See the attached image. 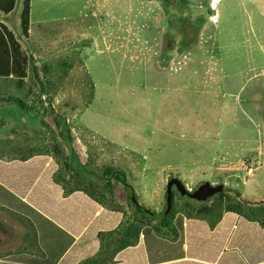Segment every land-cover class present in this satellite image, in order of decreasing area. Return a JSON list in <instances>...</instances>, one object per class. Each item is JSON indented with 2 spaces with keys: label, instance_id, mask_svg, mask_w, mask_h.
Masks as SVG:
<instances>
[{
  "label": "rangeland",
  "instance_id": "rangeland-1",
  "mask_svg": "<svg viewBox=\"0 0 264 264\" xmlns=\"http://www.w3.org/2000/svg\"><path fill=\"white\" fill-rule=\"evenodd\" d=\"M21 1L18 0L8 21V28L17 37L20 34L18 14L21 10ZM53 1L30 0L29 37L28 39L19 37L30 61L27 78L20 81L15 79V76L9 78L0 76V197L2 198L0 212L11 215L13 211L19 209L18 204L24 200V207L16 213L17 221L18 218L27 216L30 221L36 222L35 229L37 227L40 230L48 229L54 239H58V234L52 224L58 221L60 228L70 230L72 228H67L66 224L70 219L81 226L83 222L78 218L87 216L85 220L87 225L77 229L78 233L82 232L79 237L69 233L62 239L66 241L63 250L67 254L65 263L68 264H103L97 258V252H104V256L115 260L108 264H167L169 262L167 249L159 250L153 246V238L143 235L144 231L149 235L148 232L152 234L153 230L159 232V238L154 237V239L160 241L176 240L180 243L184 240L188 254L185 253L180 261H177L178 258L173 259L170 264H188L183 262L234 264L236 260L241 264L240 252H245V247L249 245L246 241L255 237L254 232L245 231L247 235L243 236L237 220L232 218L228 225L230 219L223 217V214L228 212L230 216H234L233 213L236 212L250 215L259 211L264 215V169L255 173L252 170V175L249 174L247 180L244 178L246 170L240 171L245 164H250L249 167L259 166L261 164L259 158L246 161L244 156L238 164L225 166L204 164L203 160L197 158L204 155L206 150H208L206 153H210V157L215 159L216 143L209 144L212 141H209L207 134L213 136V133L208 121L204 120L200 123L202 132L198 136L197 143L191 144L184 140L183 144H179L177 142L180 141H167L169 132L174 131L169 129L167 123L170 120L174 121L176 116L168 117V110L162 107L160 102L145 99L148 104L162 113L156 117L155 112L138 115L135 110L124 107L129 102L143 99L146 93L164 100L167 92L173 89L179 90L180 87L157 79L154 81L158 86L147 85V90L139 91V85L129 91L122 88L123 81L135 66L128 60V43V49L135 62L137 55L147 54L159 43L163 32H160L158 38L159 34L155 31L164 29L166 35L162 45L161 60L170 59L171 62L172 57L176 59L179 53L195 45L192 41L196 40L197 35H204L206 31L211 30L212 34L208 36L214 37L216 29L212 21L215 18L212 17L215 15L216 28L236 26L233 19L227 21L230 24L222 22L223 19L219 14L222 0H153L163 15L160 19L161 23L155 26L148 14L151 7L145 6L139 22L133 24L131 30L129 26L127 27L130 37L123 55L117 58L107 57L119 63L117 68L111 69V74L116 72V83L112 89L114 93L109 99L110 111L106 114L112 115L109 129L105 128V121L101 117L105 114L99 116V108L93 114V118L100 121L99 125L104 136H96L92 132L87 113L73 95L77 74H80L89 59L83 65L84 60L95 53V43L97 45L98 43L89 35H78L71 40H61L54 44L44 42L39 37L35 25L40 14L57 5L52 4ZM147 1L149 3V0ZM236 1L241 5L243 0ZM249 1L264 18L263 1ZM115 2L113 0L109 5L101 7L111 6L113 10L119 9ZM212 3L217 5L212 7ZM238 11L239 21L244 25L242 8ZM230 17L234 18L235 15ZM0 20H3L1 16ZM181 38L182 42L177 45ZM80 65L83 66L79 69ZM173 101L179 103L178 100L171 98L170 103L174 104ZM199 107L187 104L177 106L174 110L181 113L185 119L194 112L195 125L201 117H209L212 114L226 115L234 120L239 114L232 101L221 109L217 108L202 116L199 114ZM184 127L186 129L187 125ZM200 146L205 148L195 160H191L193 149ZM15 149L20 153L17 154ZM179 154L181 156L178 158ZM37 156L41 157L43 165L37 164L34 170L23 166L27 161L33 162ZM171 169L178 171L170 172ZM109 173H112V176H120L127 182L129 188L125 191L119 183L116 184L117 188H114L115 194L112 198L116 204L113 208L116 210L113 212L120 214L119 219H107L106 214L95 220L103 210L98 209L100 207L98 204L93 205L88 202L86 192L95 191L96 185L103 179L102 176ZM250 185L253 190L247 188ZM257 186L261 190L260 194L255 191L257 196L254 199L249 195L246 196V193H253ZM178 187H182L180 191ZM170 190L174 191L171 201L168 200ZM26 198H32L35 207L30 205L26 208V204L29 203ZM67 198L69 201H66ZM208 198H213L216 206L208 203ZM259 202L261 205H258ZM188 203L192 204V208ZM200 205L211 206L205 214L212 213L211 216L217 221L212 223V227L205 225L198 228L195 234L185 236L190 228L183 229L185 220L181 217L193 218L194 210ZM24 213L25 215L22 216L21 214ZM56 214L63 215L64 219H58ZM89 214L91 218L88 217ZM198 220L207 221V218L200 217ZM192 222L196 227L203 224L198 221ZM3 226L7 231L11 228L4 223ZM13 226L18 229L17 225L13 224ZM19 226L21 227L20 224ZM128 226L134 230L132 237L128 234L123 235L124 229ZM140 230H143L142 234H136ZM113 231L117 234V239L123 238L126 245L132 247L122 251L118 259L117 251L114 254L113 248L108 247L112 242L110 233ZM44 241L43 237L42 242ZM261 242L258 247L255 246L256 241L250 244L253 260L264 259V240ZM81 247L88 248V251L84 253ZM29 253L23 246L17 247L19 257L27 256Z\"/></svg>",
  "mask_w": 264,
  "mask_h": 264
},
{
  "label": "trees",
  "instance_id": "trees-1",
  "mask_svg": "<svg viewBox=\"0 0 264 264\" xmlns=\"http://www.w3.org/2000/svg\"><path fill=\"white\" fill-rule=\"evenodd\" d=\"M112 1L113 0H63L42 13L37 21L38 35L47 44H54L61 40H71L78 35H89L97 41V52L92 57H88L84 60L85 64V61L89 59L84 65L83 70L78 74L73 85L74 98L78 100L79 105L87 113L90 128L96 136L104 135L99 125L100 121L93 118L95 110L99 108V116H101L102 113L105 114V116L102 115L101 117L105 121L104 126L107 130L112 121V115H106L110 111L111 100L109 99L114 93L112 89L116 83V72L111 74V69L114 70L117 68L119 61L109 60L107 57L117 58L123 55L128 36L127 27L131 26V18L133 19V23L135 18H138L140 9L145 3V0H115L116 5L119 6L117 8L127 13L112 11L113 8L111 6L108 8L101 7L109 5ZM262 1L264 3V0ZM16 4H18V0H0V16L7 17L11 15ZM20 7V34L18 37L8 28L9 25H6V20H0V76L7 78L15 76V79L23 81L27 78L30 61L20 43L19 37L23 39H28L29 37L31 27L30 0H22ZM239 8L243 10V27L246 29L248 36L246 45H248L249 48V62L245 59L244 51L241 49V59L238 58L242 65L236 74L228 71H221L217 59H207L204 53L207 46L204 44L210 39L208 36L209 31H206V33L201 36L200 43L197 45L196 49L190 48L182 52L179 56L180 58L174 59L171 64L160 69V71H157L155 65L159 43L150 50V54L147 53V55L151 57L152 63L149 64L147 61H144L146 59L145 56L142 57V62H139L140 68L146 72H156L159 80H164L169 84L184 85L180 87L179 90L171 92L174 94L172 98L184 105H199L200 103V107H197H199V114L201 116L212 106L216 110L217 108L221 109L229 101L234 103L239 112L244 106H247L248 103L250 104L249 114H238V117L235 118L236 120L222 114H212L209 117H201L199 119V123L205 120L208 121L209 126H211L213 136H208L209 141H212L209 144L216 143L214 149L215 159L210 157V153H206L208 150L204 152V155L197 158L203 160V163L206 165L208 163L222 166L238 164L242 161V152L254 151L260 146L264 150V129L263 136H259L256 123L257 117L254 114V108L251 107L253 103V92L251 87H254L259 108L260 110L264 108V18L249 0H243L241 5H239L236 0H222L219 11L223 19L222 22L233 19L236 26L219 28V32L227 35V37H231L234 35L236 28H241V23L239 21L240 15L238 13ZM127 14L130 16V19H128L129 17H127ZM234 15V18L230 17ZM126 22L129 23L126 24ZM155 30L156 28H154V31ZM155 32H158L159 38L161 29H157ZM209 61H212L210 65L208 64ZM247 65H251L252 68H248ZM195 69L200 79V84L198 86L196 82L192 83L191 78V73L194 72ZM251 71L252 77L249 76V72ZM223 72L226 73L223 74ZM205 78L209 80V82L204 85L203 81ZM141 80L142 78L140 81ZM218 83L221 84V92H219L220 87ZM215 84H217L216 87ZM231 89L237 93L232 99L230 98ZM172 103H174V101ZM192 120H194L193 122L196 120L194 118V112L188 115V121ZM262 122L264 128V119H262ZM186 129L192 135L195 134V129L194 126L191 125V122L188 123ZM215 138L216 140H214ZM198 139L191 141V144L197 143L199 141ZM204 148L205 147L200 146L195 148V150L199 154ZM217 149L220 151H217ZM34 161L27 162L24 166L34 170L37 164L39 165V163H41V165H43V160L39 156L35 157ZM45 163L46 162H44V164ZM102 178L101 183L96 185L95 191L90 193L86 192L88 202L93 205L98 204L100 207L108 206L109 204L106 195L109 194L111 190V179L121 183L123 190L128 191L129 188L127 182L118 175L112 176V173H109L102 176ZM180 188L182 187H178L177 189L180 191ZM168 192L169 191H167V193ZM168 194V200L171 201L174 196V191L170 190ZM188 205L190 204L188 203ZM100 207H98V209ZM190 208H192V204ZM107 213V210L103 209L95 220H98V218ZM57 216L58 219L63 218V215ZM88 217L91 218V215L89 214ZM18 222L28 231L36 225V222L30 221L27 216L21 219L18 218ZM57 223L58 221L56 224H52V226L60 233L64 234V230L60 228ZM66 224L67 228L82 229L87 225V221L83 222L80 226V224L70 219ZM92 226L94 227L93 224ZM202 226L205 225H199V227ZM182 227L184 230L190 228V231H187L185 236L196 233V226L190 220H185ZM34 231L36 230L34 229ZM143 233L145 237L150 236L153 238V246L161 251L167 249L166 254L169 262L174 261L173 259L175 258H178L177 261H180L183 259L181 257L185 253L188 254V248L185 247L184 240L180 243L176 240L172 242L160 241V239H154V237L159 238V232L155 230H153L152 234L148 232L149 235L146 234L147 231ZM65 246L66 244L58 249L59 252L56 253L52 264H66L65 260L67 254L63 250ZM130 248L131 247L128 246L127 250ZM121 249L125 248L121 247ZM116 250L118 251V248L114 249V254ZM122 253L123 252H117L116 258L118 259V256ZM12 262L17 264H47L45 257L31 261L29 256H18V258L13 259ZM169 262H167V264H170ZM183 263L200 264L197 262Z\"/></svg>",
  "mask_w": 264,
  "mask_h": 264
},
{
  "label": "crops",
  "instance_id": "crops-1",
  "mask_svg": "<svg viewBox=\"0 0 264 264\" xmlns=\"http://www.w3.org/2000/svg\"><path fill=\"white\" fill-rule=\"evenodd\" d=\"M61 1H63V0H54L52 4H58ZM211 5H212V7H215L217 4L216 3L215 4L212 3ZM145 6L151 7V10H148V14H149L150 20L154 23V26L158 25L159 23H161L160 19L163 17V15L161 14V11H159V9H158L159 7L156 5V3L153 0H149V3L146 0V2L142 5V7L140 9V15L138 16V18L137 17L135 18L134 23H133V19L131 18L132 23H131V26H130V30H131L133 24H136V23L139 22L142 13L145 11ZM112 11H121V12L127 13L126 11L121 10V9H115V10H112ZM30 15H31V13H30ZM18 16H19V14H18ZM127 17H129L128 19H130V16L128 14H127ZM1 18H3V20H6V25L8 26L9 25V23H8L9 16H7V17L1 16ZM212 18H215V20L212 21V25H213V27L216 30H215V33H214V37L213 38L210 37L209 41L205 42L204 45L207 46V49H206V51L204 53L206 54V57L209 60L217 59V62L220 65L221 71H228V72L236 74V72L239 70L240 66L242 65V63L240 61V59H241V56H240L241 49H243V51H244L245 59L248 60V62H249V48H248V45H246V43H247V37H246L247 31L243 27V25H241L240 29L236 28L233 36L227 37V35L223 34L222 32H219V28L215 27V25H216V15L214 17H212ZM37 21H38V19H37ZM128 23L129 22H126V24H128ZM35 26H36V29H37V22H36ZM161 32H163V36H162V39L159 41V44H158V55H157V60L155 61V65H156L157 71H160V69H163L166 66H168L169 65L168 63L170 62V59H169V61L168 60H161V53L163 51L162 45H163V41H164L165 35H166V32H165L164 29L161 30ZM197 32H198V30H197ZM129 33L130 32L127 33V35H128L127 36V41L128 42H129V37H130ZM211 34H212V31L209 30V35H211ZM201 36H202V34H201ZM201 36L197 35L196 40L192 41L195 44L192 48L196 49L197 45L200 43ZM127 41H126V43H127ZM181 42H182V38L179 40L177 45L180 44ZM128 48H129V43L127 44L128 60L130 62H133L135 64V66L133 68V71L130 72L129 75L127 76V78L123 81L122 88L124 90H126V91H129L133 87H136L137 85H139V87H140L139 91H141V90H147L146 89L147 85H151L152 84V85H155L157 87L158 84H157L156 81H154V80L158 79L157 75H156V72H154V73L153 72H149L148 73L145 70L141 69L139 64L137 65V63H136V62H142V59H143L142 57L145 56L146 59L144 61H147L150 64V63H152L151 57L149 55H147V54H142L141 56L137 55V57L135 59V62H134L132 57H131V53H130ZM96 51H97V44L95 43V53H96ZM148 54H150V53L148 52ZM180 55H181V53H179L178 57ZM173 60H174V58L172 57L170 64L172 63ZM162 61H164L165 63H163ZM214 61H216V60H214ZM211 62L212 61H209L208 64L210 65ZM83 65H84V63H83ZM82 66H80V68ZM247 67L248 68H252L251 65H247ZM252 71L249 72V76L250 77H252ZM141 73L143 74V78L140 81ZM224 73H226V72H223V74ZM191 78H192V83L196 82L197 86L200 84L199 75H198L196 69L194 70V72L191 73ZM161 81L167 83L164 80H161ZM208 82H209V80H207L205 78L204 81H203V84L205 85ZM167 84H169V83H167ZM218 84H219V87H220V91L219 92H221V89H222L221 88V84L220 83H218ZM171 85H177L178 87L184 86V85H181V84H171ZM216 86H217V84H215V87ZM251 90L253 92V103H252L251 107L254 108V114L257 117L256 123H257V129L259 131V136H263V129L264 128L262 126V124H263L262 119H264V108H262L260 110L258 102H257V99H256V90H255L254 87H251ZM173 91H175V89H173L172 91L167 92L164 95V100H161L160 98H157V97H153V96H151V95L146 93L145 96H143V99L137 100L135 102H129L128 104L124 105V107L126 109H128V110H135L138 115H142V114L146 115L147 112L150 113V114H153L155 112L154 115L156 117L157 115L159 116L162 113L157 111L155 107H153L150 104H148L145 101V99L148 98L150 100H155L157 102H160L162 107H166V109L168 110V113H167L168 117L174 118V116H176V119L174 121L170 120L167 123V125L169 126V129H173L174 130V131H170L169 132L170 136L167 137L168 138L167 141H169V142L180 141V142H177L179 144H183L182 141H184V140H187L188 142L194 141L195 139H198V136H200V134L202 132L201 124L198 122V124L195 125L193 123V120L192 121H188V119H185L184 117H182L181 113H179L178 111L174 110L175 107H177V106L181 107L184 104H182L180 102L179 103H174V104L170 103L171 98L174 96V94L171 93ZM236 94L237 93L233 89H231L230 98L232 99L233 97L236 96ZM138 98H140V97H138ZM197 106H199V105H197ZM214 110H216V109L212 106L205 113H211ZM235 110L237 111L238 108L236 107ZM238 112H239V110H238ZM249 112H250V104L248 103L247 106H244L241 109L239 114L248 115ZM189 122H191V125L194 126V129H195V134L194 135L189 133V131H186V129L184 127L185 125L188 126ZM260 125H261V128H260ZM182 127H183V129H182ZM251 128H252V126H251ZM207 136H210V135L207 134ZM113 139H115V138H113ZM15 151H16L17 154L20 153V151L17 150V149H15ZM197 155H199V154L197 153V151L194 148V152H193V156H192L191 160H195ZM180 156H181V154H179L177 157L179 158ZM244 156L246 158V161H248L249 159L251 160L252 158H254V160H255V157H258L259 161L261 162V164L259 166H256V167H249L250 164L242 165V167H241L242 170H240V171H245L246 170L244 178L247 180V176L249 174L252 175V170L255 173L258 170L264 169V150L260 146L258 149L254 150V151H244V152H242L241 157L243 158ZM12 157H14V156H12ZM177 163H178V161H177ZM252 163L255 164L254 161H252ZM28 169H30V168H28ZM169 171L170 172H175V171H178V170L171 169ZM111 181H112L111 190H110L109 194L106 195L109 204H108V206H102L100 208L103 210V209H105V207H109V209H106L108 213H107V215L105 217L107 219L111 218L112 220H117V219L120 218V214H118V213L114 214V212H113V211L116 210L115 208H113L116 204H115V202H114L112 197L115 194L114 188H117L116 184H118L119 182H117L114 179H111ZM78 182L80 184L82 183L80 181H78ZM119 184H121V183H119ZM51 185L54 186L53 183H51ZM247 188L253 190L251 188V185L247 186ZM255 191H257L259 194L261 193L260 188L257 186L256 189L253 191V193H251V194L246 193V196L249 195L251 197V199H254L257 196ZM131 197H132V193H131ZM26 200H27V203L28 202L30 203V204L28 203L29 205L25 203L26 204V206H25L26 208H29L30 205L32 207H35V205L32 202V198H26ZM1 201H2V198L0 197V203H1ZM66 201H69V198H67ZM18 205H19V209L13 211L11 213V215H7L4 212H0V233L2 234V235H0V264H8V263L17 264V263H13L12 260L15 259V258H18L17 247H19V246H23L27 252H30V254L27 255V256L30 257L31 261L37 260V259H41V258L45 257V259L47 261V264H52L56 253L59 252L58 249L62 248L66 244V241H62V239L64 237H66V235L69 234V233L71 235H75V236H78V237L82 233V232L78 233L77 229H70V230H64L63 229L64 230V234L60 233L58 230H56V234H58V239H54V237L52 236L51 232L48 231V229L40 230L38 227H37V229H35V227H32L29 231L25 230L22 226L21 227L19 226V222L16 219L17 218L16 217L17 216L16 213L20 212V208L21 207L22 208L24 207V200L21 203H19ZM258 205H261V202H259ZM214 206H215V202H214ZM250 208H252V207H250ZM8 210H10V209H8ZM12 210H14V208H12ZM27 211H29V210H27ZM211 214L212 213H208V214L201 215V216H198L197 218H192V219H189V220L198 221V222L203 223L204 225H210L212 227L213 226L212 223L214 224L217 220L213 219ZM21 215L24 216L25 213L21 214ZM97 215L98 214H96L95 216H97ZM233 215L234 216L231 215L232 216L231 217L228 212L223 214V217L226 216V217H228L230 219V220H228V225L231 223V221H232L231 219L235 218L237 220V222H238V226H239L240 232L243 234V236L247 235V232H245V231L254 232V236H255L254 238L246 241V243L248 242L249 245H248V247H245V252L244 253L240 252V256H241L240 257V259H241L240 263L241 264H264V259H262V260H253V258H252V248H251V245H250L252 241H256L255 246L258 247V246L261 245V243H262L261 241L264 240V215H262L261 212H259V211H257V213H253V214H250V215H248V214H239V213L235 212V213H233ZM105 217H104V219H106ZM200 217H204L205 219L207 218V221L206 220L205 221L198 220V218H200ZM86 218H87V216L84 215L82 217H79L78 219L81 222H84L86 220ZM59 219L62 220L64 218H59ZM207 222H210V223H207ZM3 223L5 225H10L11 228H9V231H7V228H5L3 226ZM13 224L17 225L18 229L15 228L13 226ZM198 228H201V227L197 226L195 228L196 232H197ZM234 228L235 227L233 226V229ZM34 229L36 231H34ZM144 230H146V229H144ZM141 231H143V230H140V231L136 232V234L137 233L142 234ZM203 231L204 230L202 229V232ZM132 232H134L133 228L131 226H128L127 228L124 229L123 235L128 234V236H129V235L132 234ZM110 234H112V239L110 240L112 242L110 244H108V247H112L113 248L112 252H114V249L116 248V245H118V251L116 250L117 252H122L124 250L126 251L128 246L126 245L125 240L123 238H121V237H118V239H117V234L115 233V231H113ZM140 234H138V235H140ZM43 237L45 238L44 242H42V238ZM131 237H132V235H131ZM74 241H75V239H74ZM80 241L81 240L79 239V242ZM125 245H126V247H125ZM121 247H124L125 249H121ZM80 249L84 253H86L88 251V248H82L81 247ZM97 258H99L103 264H108L110 262H115V260L112 259L111 257L104 256V252H97ZM30 264H33V263H30ZM66 264H68V263H66ZM77 264H81V263H77ZM200 264H202V263H200ZM205 264H216V263H205ZM234 264H238V260H236V262Z\"/></svg>",
  "mask_w": 264,
  "mask_h": 264
},
{
  "label": "flooded vegetation",
  "instance_id": "flooded-vegetation-1",
  "mask_svg": "<svg viewBox=\"0 0 264 264\" xmlns=\"http://www.w3.org/2000/svg\"><path fill=\"white\" fill-rule=\"evenodd\" d=\"M211 206H209V207H206L205 205L203 206V205H200V207L199 208H196V210H194V217L193 218H197L198 216H201L203 213H205L206 212V210L208 209V208H210ZM189 214V213H188ZM182 219L183 220H189V219H192V218H183L182 217Z\"/></svg>",
  "mask_w": 264,
  "mask_h": 264
},
{
  "label": "clouds",
  "instance_id": "clouds-1",
  "mask_svg": "<svg viewBox=\"0 0 264 264\" xmlns=\"http://www.w3.org/2000/svg\"><path fill=\"white\" fill-rule=\"evenodd\" d=\"M213 200H214L213 198L212 199L208 198V203H210L211 205H214V201Z\"/></svg>",
  "mask_w": 264,
  "mask_h": 264
}]
</instances>
